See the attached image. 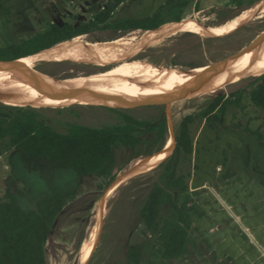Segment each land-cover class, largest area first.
Returning <instances> with one entry per match:
<instances>
[{
  "label": "rangeland",
  "instance_id": "374dc122",
  "mask_svg": "<svg viewBox=\"0 0 264 264\" xmlns=\"http://www.w3.org/2000/svg\"><path fill=\"white\" fill-rule=\"evenodd\" d=\"M108 1L0 0V48L33 38L56 23L76 28L96 22V15ZM258 1L124 0L106 24L99 23L76 37L90 43H105L136 30L147 31L106 25L148 16L161 17L166 21L164 25L177 18L193 20L194 27L160 46L140 47L128 60L111 59L103 66L72 60H47L36 62L30 75L42 79L48 74L68 79L61 81L92 83L88 77L93 73L125 70L133 65L149 66L159 73L168 69L177 73L204 69L264 41V17L237 20ZM206 18L207 23H202ZM215 25L218 26L204 33L206 28ZM217 33L226 34L213 36ZM258 76L261 75L237 76L204 92L173 99L168 104L153 101L120 107L99 103L103 98H96L99 100L96 102L69 104L0 99L6 106L21 103L15 107L37 109L44 122L63 133L68 132L71 123L90 127L124 125V114L147 121L165 117L168 124L163 140L156 142L155 132L139 133L142 141L137 148L118 146L114 149L117 159L113 170L115 179L97 174L81 175L71 165L47 158L27 159L8 137L4 138L0 142V197L11 191L29 210L44 196L67 195L68 202L47 242V264H83L81 251L92 234L94 239L86 264H136L128 258V250L134 247L139 249V264H264V109L251 100L252 91L258 85L251 77ZM217 83L211 82L207 88ZM94 89L88 91H100L99 87ZM88 91L82 94L90 95ZM232 92L237 94L234 96ZM64 94L59 98L61 101L72 98L71 94ZM221 94L229 102L223 110L217 109L206 117L209 104ZM190 115L193 116L190 129L194 151L192 154L177 152L181 123ZM168 147L174 149L175 170L187 185L186 192H175L180 203L187 201L192 219L187 251L173 259L163 258L158 235L147 229L141 217L151 189L157 182L165 183L161 180L163 162L123 184L109 203L105 201L106 211L100 213L102 200L111 195L120 175L135 168L137 158L162 152ZM172 211L170 204L160 207L161 225Z\"/></svg>",
  "mask_w": 264,
  "mask_h": 264
},
{
  "label": "trees",
  "instance_id": "16d2710c",
  "mask_svg": "<svg viewBox=\"0 0 264 264\" xmlns=\"http://www.w3.org/2000/svg\"><path fill=\"white\" fill-rule=\"evenodd\" d=\"M123 1H108L104 9L96 15V22L92 21L76 28L69 24L56 23L46 32L33 38L0 48V60L18 59L38 53L81 35L99 26V23L106 24ZM155 17L119 21L106 26L154 30L166 23L161 17ZM181 20L182 18H177L175 21ZM251 78L258 81L257 87L252 91L251 100L256 106L264 109V74ZM236 94L237 92H232V95ZM227 102L229 99H226L224 94L217 96L209 104L205 116L208 117L217 109L223 110ZM10 105L13 106L0 103V142L8 137L25 158H47L56 163L71 165L81 175L97 174L115 179L113 170L117 164L114 155L116 147L137 148L142 141L139 133L146 132H155V141L158 142L165 139L168 131L165 117H160L157 121H147L124 114V125L90 127L71 123L68 132L63 133L44 122L37 109L15 107L21 103ZM192 120L193 116L190 115L181 123L177 152L192 154L194 151V139L190 129ZM151 154L152 152L149 153ZM175 158L176 155L161 163V180L165 183H156L141 210V217L147 229L159 237L162 256L165 259L179 258L187 251L189 228L192 224L187 201L180 203L175 192L177 190L183 193L187 190L183 178L178 176L175 170ZM67 202V195L56 193L44 196L37 201L34 208L26 210L13 192L8 191L4 197H0V264H47V242ZM166 203L172 206L173 211L161 225L160 207ZM128 258L132 263H140L138 247L128 250Z\"/></svg>",
  "mask_w": 264,
  "mask_h": 264
},
{
  "label": "bare ground",
  "instance_id": "6f19581e",
  "mask_svg": "<svg viewBox=\"0 0 264 264\" xmlns=\"http://www.w3.org/2000/svg\"><path fill=\"white\" fill-rule=\"evenodd\" d=\"M260 1L240 15L239 19H236L241 20L264 17V1ZM243 21L244 20L236 26ZM230 22L233 23V21ZM194 23L193 20H181L168 25L163 24L154 30H136L128 33L122 38L114 39L109 43H90L87 41H81L78 37H74L38 53L14 59L13 61L2 62L0 63V99L33 102H43L45 100L46 103L49 100L58 104H69L74 102L88 103L90 100H94L95 102L99 101L96 98H103V100L106 101L135 100L156 94L163 95L186 87L202 85L209 81V78L213 75V71L218 67H221L222 69L211 81L218 83L204 90L206 91L222 84L224 81H230L237 76H251L260 71L250 63L258 62L264 65V41H262L257 43L254 47L248 48L237 53L236 56L226 59L221 66L213 64L204 69H191L180 73L174 72L170 69L159 73L153 71L149 66L141 68L133 65L127 67L125 70H117L88 77L93 80L92 83L77 82L76 80L58 81L49 76H45L42 79H36L30 75L31 72L34 71L33 67L36 62L47 60H72L101 66L105 65L111 59H120L122 61L128 60L135 55L140 47L160 46L163 42L175 37L180 32L192 31ZM202 23L206 24L207 18L202 20ZM216 26L218 25L206 28L204 33L213 30ZM226 33H217L213 36H219ZM134 48L136 50H134ZM115 50H118L122 54L118 56V58H111ZM97 87L100 88L98 93H88L90 95H86L87 93L82 94V92H86V90L90 88L95 90L94 88ZM204 91H197L191 94L186 93L185 96ZM64 93L71 94L70 97L72 98H70L69 101H61L59 98L62 95H65ZM172 148L170 149L168 147L162 152H156L146 157L137 158L134 163L135 168L142 169L153 167L155 165L157 166L161 163L164 157L171 152ZM169 149L170 151H168ZM132 177L133 175L125 176L115 182V188L111 191V195L105 197L106 203H109L118 189L128 182V180L132 179ZM106 203L103 212L106 211ZM100 213H102V211ZM93 239L94 235L92 234L91 240L85 243L82 248L81 261L84 263L90 258Z\"/></svg>",
  "mask_w": 264,
  "mask_h": 264
},
{
  "label": "water",
  "instance_id": "95a60500",
  "mask_svg": "<svg viewBox=\"0 0 264 264\" xmlns=\"http://www.w3.org/2000/svg\"><path fill=\"white\" fill-rule=\"evenodd\" d=\"M144 30H146V29H144ZM236 55H237V53L234 54V55H232L231 57H234ZM18 58H20V57H18ZM229 58L230 57H228L227 59H229ZM15 59H17V58H15ZM13 60L14 59H11V60H0V63H2V62H9V61H13ZM225 60L226 59L220 61L218 63V65L221 66V64ZM250 64L260 70L259 72H257L254 75H263L264 74V65H262V64H260L258 62L257 63H250ZM221 69H222L221 67H218L215 71H213V75L209 78V81L207 83L202 84V85H195V86H192V87H186V88H183V89H179L177 91L168 92V93L163 94V95L156 94V95H152V96H148V97H143V98L138 99V100H135V101H129V102H123V103H116V102H107L106 100H102L99 103H102V104H105V105H108V106H120V107L121 106H133V105H137V104H145V103H149V102H153V101H164L165 103L168 104L173 99H176V98H179V97H185L186 93L191 94V93H195L197 91H204L208 87L209 82H211L214 79V76H216ZM35 70L37 72H39V73H42V72L38 71L36 68H35ZM42 74H44V73H42ZM47 76H49L50 78L56 79V80H65V79H58V78H55V77L50 76V75H47ZM86 91H88V90H86ZM88 92L89 93H92L90 91H88ZM174 153H175L174 149L171 150V152H169L164 157V159L161 162L171 160L173 158V156H174ZM154 167H148V168H142V169L132 168V169L126 171L125 173H123L122 175H120L117 178L116 182L119 179H121V178H123L125 176H129V175H133L132 178H134L135 176H138V175H140L142 173H145V172H148V171L152 170ZM105 201L106 200L104 198L102 200L101 205H100V208H101V211L102 212H103V209H104V206H105ZM83 264H86V263H83Z\"/></svg>",
  "mask_w": 264,
  "mask_h": 264
},
{
  "label": "flooded vegetation",
  "instance_id": "af4514ba",
  "mask_svg": "<svg viewBox=\"0 0 264 264\" xmlns=\"http://www.w3.org/2000/svg\"><path fill=\"white\" fill-rule=\"evenodd\" d=\"M110 41H108V42H105V43H109ZM244 51V50H243ZM241 52V51H240ZM239 53V52H238ZM118 54H120V52L118 51V50H115L114 51V54L113 55H115V56H118ZM48 75V74H47ZM93 75H97V73H93ZM92 75V76H93ZM66 79V78H65Z\"/></svg>",
  "mask_w": 264,
  "mask_h": 264
}]
</instances>
